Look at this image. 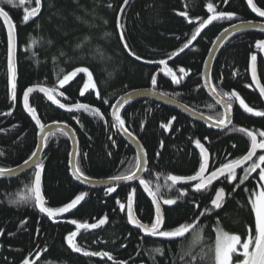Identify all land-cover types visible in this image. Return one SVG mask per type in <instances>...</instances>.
I'll use <instances>...</instances> for the list:
<instances>
[{
  "label": "trees",
  "instance_id": "16d2710c",
  "mask_svg": "<svg viewBox=\"0 0 264 264\" xmlns=\"http://www.w3.org/2000/svg\"><path fill=\"white\" fill-rule=\"evenodd\" d=\"M208 3L218 12L234 13L235 18L213 21L192 41L195 29L211 15L207 11ZM14 4L0 3L9 13L18 39V82L13 100L8 39L0 21V168L17 169L36 151L38 130L24 112L22 98L27 88L43 86L63 93L57 97L61 103L68 106L86 103L104 115L101 120L83 110L63 113L39 95H32L29 100L45 126L58 123L73 129L79 144L77 165L91 181H111L112 176L135 171L136 153L112 127L111 113L121 97L153 89L154 75L157 78L154 92L164 93L163 96L213 121L219 118L223 112L202 84L206 59L224 29L257 21L245 0H227V3L225 0H128L127 4L124 0H42L39 15L27 23L22 21L24 8L33 7L34 0H26V5L14 0ZM255 4L264 10V0H255ZM180 12H187L188 19L178 15ZM118 16L121 28L117 27ZM121 31L125 41L120 39ZM261 39H264L261 34L241 33L225 42L215 58L211 84L220 93L236 91L254 111L264 112V103L253 89L249 73L251 55H256L264 87V60L256 48V42ZM189 41V47L180 52ZM125 42L135 56L129 55ZM161 60L166 61L180 80L178 84L172 82L171 76L162 74ZM77 67L88 68L96 90L80 95L87 80L84 73L59 87V80ZM180 68L187 74L181 73ZM232 111L233 124L226 131L210 130L152 101L132 102L121 112L125 127L146 152L148 169L142 179L153 191L159 188L164 230L198 220L197 226L204 229L202 245L190 247L194 233L176 240H160L145 238L132 229L127 222V196L133 189L137 218L149 224L155 218L154 209L138 184L117 187L112 196L107 190L82 187L71 175L70 141L57 132L49 136L40 160L44 164L42 192L46 207H63L76 195H87L67 218L56 222L37 211L29 191L35 170L15 180H0V264H23L25 260L29 264H113L114 261L117 264H213L209 246H214L217 221L230 234H239L242 241L248 227L254 230L255 214L248 197L258 182V173L235 191L233 187L244 171L237 173V180L231 184L222 180L204 192H195L192 186L172 185L167 177L194 175L199 170L197 140L210 155L211 172L250 150V138L236 129L245 128L257 134L258 140L264 139L258 135L264 131V116L248 115L236 100L232 101ZM162 124L169 126L165 129ZM220 187L225 189L226 199L223 207L216 210L211 207V199ZM180 192L187 194L181 197ZM21 196L29 199L17 203ZM165 198L177 202L166 205ZM117 200L125 205L124 211ZM105 217L106 222L98 228L80 232L76 243L83 251L109 253L113 260L100 255L85 256L68 246L66 237L76 230L67 222L95 224ZM202 254H206L203 259Z\"/></svg>",
  "mask_w": 264,
  "mask_h": 264
},
{
  "label": "snow or ice",
  "instance_id": "6c2138e0",
  "mask_svg": "<svg viewBox=\"0 0 264 264\" xmlns=\"http://www.w3.org/2000/svg\"><path fill=\"white\" fill-rule=\"evenodd\" d=\"M0 3H7L12 4L13 6H16L14 4V0H0ZM124 3L127 4L128 0H124ZM225 3H227V0H225ZM247 3L249 7L251 8L252 12L256 13L259 17H264V10H261L255 3H253V0H247ZM19 5H26V0H19ZM42 7V0H34V6L33 7H27L24 8V15L22 18V21L24 23H27L30 19H34L37 15H39ZM111 7V5H109ZM207 11L211 13L207 17V19L202 20L199 27L195 29V32L193 33L191 40H196L197 36L200 34L201 30L205 28L207 25L212 24L215 20H222V19H228L232 20L235 18L234 13H228L223 11H217L216 7L212 3H208L206 5ZM123 11V9H121ZM178 15L184 16L185 19H188L187 12H180ZM0 18H3V20L6 22L8 27V71L10 73V85H11V95L12 99H16V84H15V65L13 63V55H14V25L9 20V13L4 10L3 7H0ZM189 23H192V21L189 19ZM256 25H253L251 21H248L246 23L242 24H234L233 29H240L242 27H255ZM117 27L121 28L120 25V17H117ZM260 30L264 31V26H260ZM229 29H224V32H228ZM223 35V33H221ZM120 39L121 41H125V36L123 34V31L120 32ZM35 43V42H33ZM189 43L184 44V46L179 50L180 52H183L185 48L189 47ZM125 49L129 50V55L135 56V53L132 52L129 49L128 44L124 43ZM256 48L260 51L264 52V39L258 40L256 42ZM178 53H174L173 55H177ZM171 59V57H169ZM136 59H140L139 56H136ZM256 61L257 56L251 55V68H252V78L253 82L257 83V86L259 88V93L262 97H264V87L259 86L257 76H256ZM160 64H166V61L161 60L159 61ZM181 73H185V69L180 68L179 70ZM77 73H85L88 76V82L84 84V89L87 90L89 87L92 89H96V84L93 83V76L92 73L89 72L88 68L86 67H77L74 71H72L68 75H64L62 79L59 80V87L63 88L66 83L69 82L73 77L77 75ZM166 75H170L173 83H179L180 80L177 78V76L172 72V70L169 68L167 69ZM187 74V73H185ZM151 85L153 89L157 86V78L156 76H152L151 78ZM42 92L49 101H51L52 104L57 105L61 109H65L68 112H74V111H80L83 110L84 112L90 113L91 115L95 117H99L101 120L104 119V115L99 111V109L95 107H91L86 103H75L74 105L68 106L65 103H61L60 100L57 98L58 96H63L64 94L61 92H58L56 88H48V87H29L25 90L23 94V102H24V108L25 110L30 114L32 119L35 121V124L40 129L41 134V143L37 146V150L33 151L31 153V156L26 159L21 166V168L25 166H33L35 168V175H34V183L29 188L30 193L32 194V198L35 200L36 206L39 208L40 212L47 214L48 217H56L63 213L69 212L70 210L76 208V206L84 200L87 193H81L79 195H76L73 200H71L70 203H67L63 207L59 208H51V207H45V199L43 195L41 194V173L44 169V164L36 159H33L37 157L38 152L43 149V147L47 146V140L49 136H51V131H49L46 135L45 133V125L41 122L40 118L36 114V109L34 107H31L29 105V94L33 93L34 91ZM212 91L216 93V95L220 96L219 102H224V113L217 119L214 120V124L216 127L220 128H227L229 124H231V112H232V101L236 100L239 102V105L241 108L244 109V111L251 113L255 116H264V112L261 111H254L252 107H249L244 99H242L239 94L236 91L232 92H217L216 88H213ZM81 96L84 95V91H81ZM97 98L99 99V92H96ZM161 95H164V93H161ZM66 98V97H65ZM104 103H107L105 100ZM128 103L127 97H121L120 100L117 101L116 105H113L114 110L112 111L111 115L114 119V123L112 124V127L118 128L122 130L124 133H126L130 138L133 140L136 139V137L133 135L132 132L128 131V129L125 127V120L120 115V108L123 107L124 104ZM209 119H212L209 117ZM172 120H175V117H172ZM171 121L169 122V124ZM169 125L162 124L161 127L167 129ZM51 126H49L50 128ZM68 126L65 124L63 128H67ZM240 131L241 133H245L249 138L251 142L250 150L247 152L246 155L233 159L229 161L228 163L223 164L221 167L215 169L214 171H211L209 174L206 175V172L208 171V152L203 147V145L200 143L199 140L195 141V145L198 149H200V157L201 162L199 164V170L195 172L194 175L189 176H178V175H169L167 179L171 181L172 185H176L178 183H187L195 181L194 191L195 192H204L207 191L210 186L213 184L214 181L219 180L221 177L224 178L229 184H231L233 181L237 180V169L242 168L245 163L251 162L250 166L248 168H244V176L239 179V182L233 187V191L236 190V188H239L240 185H243L246 180L252 175V173H256L257 169L258 171V182L256 185H254L253 190L249 193L248 201L251 205V210L255 214V220H254V230L252 227H248L247 229V236L242 241L241 236L239 234H230L226 230H224L220 224L219 221H217V227L214 229L216 235H215V241L214 246H209V252L213 253V264H264V154H259L258 157L254 160L253 157L257 155V150H264V139L258 140L257 134H254L252 131H249L245 128H239L236 129ZM67 134V133H66ZM260 137H264V131H260L258 133ZM235 147V145H233ZM143 150L141 149V152ZM76 155V154H73ZM159 155V154H157ZM146 161L143 160V157L138 154L135 164V171H131L129 174H121V175H115L111 177L112 181H131L137 179L136 173L140 171V169L143 166V163ZM73 175L77 180H81L82 182H89L90 179L88 176L84 175V173L81 171L80 167L73 162ZM17 169H10V168H0V176H3L5 174H12L16 172ZM139 183L141 186L144 187V190L148 193V195L152 198V204L155 206V218L152 220V222L149 223H142L139 219H137L136 214L133 210V204H134V194L135 189L132 190L131 193L127 196V222L129 224H132L134 227L140 229L143 231V233L147 236L151 237H161L166 240H176L179 238H184L189 233H194L195 235L191 238L190 247L194 245H202L203 243V226L198 227L199 221L192 223H183L179 225L178 227H175L172 230H164L163 225L165 223V218L161 212V205L160 201L158 199V192L159 188H157L156 191H153L149 185L146 183L145 180L140 179ZM245 191H248L247 188L244 189ZM109 193H112L116 191L114 187H109L107 189ZM187 193L180 192V196L183 197ZM225 189L223 187H220L218 190L215 191V196L213 199H211V204L213 205L214 209H221L223 207V204L225 202ZM29 199L27 196H21L19 198V202H26ZM175 199L171 198H165L163 200V203L166 205H174L176 204ZM117 203L119 204L120 210H125V205L123 203H120L119 200H117ZM199 215H204V213H200ZM107 220V217L99 220L98 223L95 224H88V223H78L76 220H71L69 223L74 224L76 226V231H72L68 234L66 237L68 246L72 248L75 252H82L85 256H106L109 260H113V257L109 253H96V252H87L83 251L76 243V237L81 229L88 230V229H95L98 228L100 225L104 224ZM157 252H160L161 249H156ZM204 255L202 254L201 259L204 258ZM239 257H242V259H239ZM23 264H29L27 260L23 262ZM113 264H117L116 261L113 262Z\"/></svg>",
  "mask_w": 264,
  "mask_h": 264
},
{
  "label": "water",
  "instance_id": "95a60500",
  "mask_svg": "<svg viewBox=\"0 0 264 264\" xmlns=\"http://www.w3.org/2000/svg\"><path fill=\"white\" fill-rule=\"evenodd\" d=\"M245 2H246V5L248 6V9L251 12V14L257 20V21H252V24L256 25V26L255 27H242L240 29H233V26H232V27L228 28L229 29L228 32H223V35H220L216 39L215 43L213 44V46H212V48H211V50L209 52V55H208V57L206 59V62H205V65H204V69H203V74H202V83H203L204 90L209 95V97L214 101V103L221 109V111L223 113L225 111L224 102L221 101V102L218 103V101H220V97L218 95H216V93H214L212 91L213 87H212V84H211V69L213 67V64H214V61H215V58H216L218 52L220 51V49L224 45V43L227 42L234 35L241 34V33H255V34H261V35L264 36V31L260 30V26H264V17L257 16L256 13L252 12L251 8L249 7V5L247 3V0H245ZM253 3H255V0H253ZM9 20L13 24L12 20L10 19V17H9ZM0 21L2 22V24H3V26H4L5 30H6L7 39H8V27H7V24L3 20V18H0ZM244 23H246V22H244ZM239 24H242V23H239ZM17 56H18V39H17L16 28L14 26V55H13V63L15 65V72H16V75H15V84H16V86H17V82H18V64H17L18 57ZM261 56H262V58L264 60V52H262V51H261ZM159 66L161 67V69H162L161 71H162V74L164 76H170V75H166L165 74L167 69H169L167 64H160ZM249 72H250V78H251V81H252L253 89L259 94V96L261 97V99H262V101L264 103V97H262L260 95L257 83L253 82L251 65H250ZM9 75H10V73H9ZM256 76H257V80H258L259 86L263 87L262 83L260 81V78H259V74H258L257 61H256ZM35 87H37V86H35ZM41 87H43V86H41ZM15 91H16V89H15ZM32 95H39V96L43 97L50 105H52L57 110H59V111H61L63 113H68V111H66L65 109H61L57 105L52 104L51 101H49L47 99V97L42 92H39L37 90V91H34L33 93L29 94V100H30V97ZM124 97L128 98V103L124 104L123 107L120 108V115H121V112L124 109V107L127 106L128 104H130V103H132L134 101H138V100H146V101L155 102V103L160 104L162 106L168 107V108H170V109H172V110H174L176 112H179L182 115L186 116L187 118L191 119L192 121L206 126L210 130L226 131L233 124V111L231 112V124H229V126L227 128H223V127L218 128V127L215 126L213 120H211V119H209V118H207L205 116H202V115L190 110L189 108L179 104L178 102H176V101H174V100H172V99H170L168 97H165V96H163L161 94H158V93L154 92L153 90L135 91V92H132V93H129V94L125 95ZM22 106H23V109H24V112L26 113V115L30 118V120L33 122V124L35 125V127L38 130V145H39L41 143L40 129L37 127V125L35 124V121L32 119L30 114L25 110L23 98H22ZM113 110H114V108L112 109V111ZM246 113L248 115L255 116V115H253L251 113H248V112H246ZM112 120L114 122L113 117H112ZM64 125L65 124H58V123L57 124L48 125V126L45 127V133L44 134L46 135L49 131H51L52 134L60 132V133H63L69 139L70 144H71L70 170H71L72 177L74 178V180L77 183H79L82 187H84L86 189H92V190H107L109 187H114L116 189L117 187L133 185V184L137 183L138 186L140 187L141 191L143 192V194L146 196V198L151 203V205H152V207L154 209V213H155V206L152 204V198L144 190V187L141 186L140 183H139V180L142 179L146 175V172H147V169H148V159H147V155H146V152H145L144 148L142 147L141 143L138 141L137 138L135 140H133L126 133H124L122 130L116 128L117 131L119 132L120 136L134 150V152L136 153V156L138 154H140L143 157V160L146 161L145 163H143V166L140 169V171H138L136 173L137 179L131 180V181H112V180L111 181H91L90 180V183L89 182H82L81 180H77L74 177V175H73V170L74 169H73V166H72L73 162H75L77 164L78 151H79L78 139H77L76 134L73 131V129L70 128L68 125H67L68 126L67 128H63ZM49 126H51V127L49 128ZM141 149L143 150L142 152H141ZM44 151H45V147H43V149L38 152L37 157H35L33 159H36V160L40 161L42 156H43ZM262 152H264V150H259L258 149L257 150V155L254 156L253 159L255 160V158L258 156V154L262 153ZM73 154H76V155H73ZM208 157H209V160H208L209 167H208V171L206 172V175L210 173V162H211V159H210L209 153H208ZM250 163L251 162L245 163L242 168H238L237 169V173L241 172L244 168L249 166ZM33 170H35V168L33 166H25L23 168L19 167V168H17V171L12 173V174H5L3 176H0V180H15V179H18V178H21V177L25 176L26 174L30 173ZM42 178H43V171L41 173V194L43 195V192H42ZM222 180H224L223 177H221L219 180L214 181L212 185H214V184H216V183H218V182H220ZM195 183H196L195 181L187 182V183H178L175 186H192L193 189H194ZM107 193L112 196V195L115 194V191L112 192V193H109L107 191ZM225 199H226V197H225ZM160 205H161V203H160ZM45 207H46V202H45ZM211 207L214 209L212 204H211ZM36 208H37V211L42 216H44L45 218H47V219H49L51 221H56V222H60V221L64 220L65 218H67L76 209V208H74V209L70 210L69 212H66V213H63V214H61L59 216L50 218V217L47 216V214L40 212V210H39V208L37 206H36ZM133 210L135 212L134 204H133ZM161 212H162V214H163V216L165 218L162 205H161ZM135 214H136V212H135ZM136 217H137V215H136ZM67 223L76 230V226L74 224H71L69 222H67ZM129 225H130V227L132 229H134L136 231H139L145 238L151 237V236L145 235L143 233V231H141L140 229L134 227L132 224H129ZM163 229H165V223L163 225ZM82 231H84V229H81L79 231V233L82 232ZM156 238H158L160 240H166V239L161 238V237H156Z\"/></svg>",
  "mask_w": 264,
  "mask_h": 264
},
{
  "label": "rangeland",
  "instance_id": "374dc122",
  "mask_svg": "<svg viewBox=\"0 0 264 264\" xmlns=\"http://www.w3.org/2000/svg\"><path fill=\"white\" fill-rule=\"evenodd\" d=\"M15 1L19 2V0H15ZM89 72H90V71H89ZM90 73H91V72H90ZM78 74H79V73H77V75H78ZM84 74H85V73H84ZM77 75H76V76H77ZM85 75H86V78H87V80H86V83H87V82H88V76H87V74H85ZM76 76H75V77H76ZM92 76H93V75H92ZM75 77H73L71 80H69V82H71ZM69 82H68V83H69ZM68 83H66L65 85H67ZM93 83H95L94 77H93ZM95 84H96V83H95ZM65 85H64V86H65ZM96 89H97V85H96ZM96 89H92L91 87H89L87 90L84 89L83 91H84V92H87V91H90V90H96ZM249 166H250V165H249ZM249 166H248V167H249ZM248 167H247V168H248ZM262 167H264V165H262ZM258 171H259V169H257V172H256V173H258ZM256 173H252V176L255 175ZM243 176H244V175H243ZM243 176H242V177H243ZM239 259H242V257H239Z\"/></svg>",
  "mask_w": 264,
  "mask_h": 264
},
{
  "label": "flooded vegetation",
  "instance_id": "af4514ba",
  "mask_svg": "<svg viewBox=\"0 0 264 264\" xmlns=\"http://www.w3.org/2000/svg\"><path fill=\"white\" fill-rule=\"evenodd\" d=\"M259 154H264V152L259 153ZM259 154H258V155H259ZM257 157H258V156H257ZM257 157H256V158H257ZM256 158H255V159H256ZM247 167H248V166H247ZM247 167H246V168H247ZM242 171H244V169H243ZM256 174H257V173H256ZM256 174H255V175H256ZM255 175H253V176L251 175L250 177H254ZM193 190H194V189H193Z\"/></svg>",
  "mask_w": 264,
  "mask_h": 264
},
{
  "label": "bare ground",
  "instance_id": "6f19581e",
  "mask_svg": "<svg viewBox=\"0 0 264 264\" xmlns=\"http://www.w3.org/2000/svg\"><path fill=\"white\" fill-rule=\"evenodd\" d=\"M223 33V32H222ZM235 36V35H234ZM262 57V56H261ZM263 59V58H262ZM212 70V69H211ZM250 70V69H249ZM250 73V72H249ZM259 74V73H258ZM260 78V77H259ZM252 82V81H251ZM203 84V83H202ZM252 87H253V85H252ZM204 88V87H203ZM151 90H153V89H151ZM146 101V100H145ZM135 102V101H134ZM34 182V181H33Z\"/></svg>",
  "mask_w": 264,
  "mask_h": 264
}]
</instances>
